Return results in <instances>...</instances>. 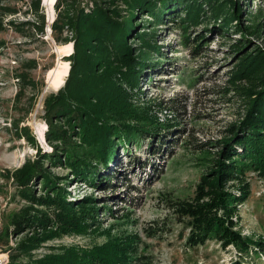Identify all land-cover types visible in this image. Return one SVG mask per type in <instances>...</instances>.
<instances>
[{
  "label": "trees",
  "instance_id": "trees-1",
  "mask_svg": "<svg viewBox=\"0 0 264 264\" xmlns=\"http://www.w3.org/2000/svg\"><path fill=\"white\" fill-rule=\"evenodd\" d=\"M54 1L43 0L42 4L53 6ZM118 1L126 8L125 14L114 6ZM39 2H32L35 12ZM77 2L56 0L54 5L52 32L58 42H71L65 55L69 69L64 81L52 83L53 91L63 86L44 101L45 140L52 152L37 148V159L26 161L13 175L19 196L28 204L0 231L6 264H151L139 251L141 240L133 233L111 236L101 246L60 248L56 256L33 259L32 253L55 233L81 234L100 210L92 197L68 202L65 188L70 180L49 178L43 168L46 163L68 168L74 178L85 181L91 176L93 180L97 168L108 169L119 147L137 144L162 130L169 132L171 125L157 118L164 107L140 97L145 70L164 61L155 38L156 30L169 19L179 22L184 44L193 42L194 51L206 40L202 32L193 39L188 36L198 26L213 23L217 31L225 33L231 28L239 34L230 46L236 59L230 80L243 100V111L216 142L212 165L200 176L193 196L166 198V210L187 230L189 248L214 243L222 250L233 247L238 255L263 252L264 241L247 237L239 229V208L251 193L246 175L254 174L264 187V49L250 48L253 42L248 39L259 37L260 27L239 24L243 9L237 0H91L86 7ZM137 12L149 18L138 32ZM39 18L37 29L42 33L43 16ZM64 33L69 36L63 37ZM37 179L47 190L43 197L33 194L31 184ZM103 180L106 186L112 181L111 176ZM10 237L15 239L13 245H9Z\"/></svg>",
  "mask_w": 264,
  "mask_h": 264
},
{
  "label": "rangeland",
  "instance_id": "rangeland-1",
  "mask_svg": "<svg viewBox=\"0 0 264 264\" xmlns=\"http://www.w3.org/2000/svg\"><path fill=\"white\" fill-rule=\"evenodd\" d=\"M33 1L0 0V231L28 204L18 194L14 172L26 161L35 160L37 148L42 153L52 152L45 140L44 101L55 93L52 83L64 81L69 69L65 55L71 42H58L52 32L56 0L53 6L40 0L37 12ZM237 2L243 9L239 24L260 27L259 37H248L253 42L250 48L257 45L264 49V0ZM86 4L91 5V0L77 2L81 7ZM114 4L125 14L119 1ZM40 15L42 33L37 29ZM145 21L149 18L137 12L136 32L143 29ZM166 21L156 30L155 38L164 61L145 70L140 97L164 107L157 118L159 123L171 125L169 132L162 130L159 136L146 135L137 144L119 147L108 169L97 168L93 180L91 176L85 181L74 178L68 168L46 163L43 168L49 171V178L70 180L65 188L68 202L92 197L100 210L87 230L70 236L55 233L33 251V259L60 255V248L101 246L111 236L133 233L141 240L139 251L151 264H264V251L238 255L233 247L222 250L214 243L187 247V230L166 210V198L193 196L200 176L212 165L216 142L225 137L243 111V100L230 80L236 62L230 46L239 34L231 28L225 33L217 31L213 23L198 26L188 36L193 39L202 32L206 40L194 51L193 42L184 44L179 22ZM170 107L174 111L168 110ZM105 176H111L110 187ZM246 177L251 193L239 208V229L247 237L264 241L263 183L254 174ZM41 184L38 179L31 184L36 197L47 192ZM8 241L9 245L15 243L12 237ZM4 251L5 246H0V264L7 263Z\"/></svg>",
  "mask_w": 264,
  "mask_h": 264
},
{
  "label": "water",
  "instance_id": "water-1",
  "mask_svg": "<svg viewBox=\"0 0 264 264\" xmlns=\"http://www.w3.org/2000/svg\"><path fill=\"white\" fill-rule=\"evenodd\" d=\"M64 84V83H63ZM63 84L60 86V87H58L57 89H55V91H53V92H57L62 86H63Z\"/></svg>",
  "mask_w": 264,
  "mask_h": 264
},
{
  "label": "bare ground",
  "instance_id": "bare-ground-1",
  "mask_svg": "<svg viewBox=\"0 0 264 264\" xmlns=\"http://www.w3.org/2000/svg\"><path fill=\"white\" fill-rule=\"evenodd\" d=\"M65 79H66V78H65ZM65 79H64V80H65Z\"/></svg>",
  "mask_w": 264,
  "mask_h": 264
}]
</instances>
